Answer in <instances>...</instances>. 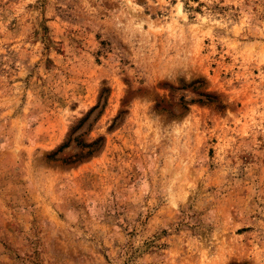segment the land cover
Listing matches in <instances>:
<instances>
[{"label": "rangeland", "instance_id": "1", "mask_svg": "<svg viewBox=\"0 0 264 264\" xmlns=\"http://www.w3.org/2000/svg\"><path fill=\"white\" fill-rule=\"evenodd\" d=\"M0 264H264V0H0Z\"/></svg>", "mask_w": 264, "mask_h": 264}]
</instances>
